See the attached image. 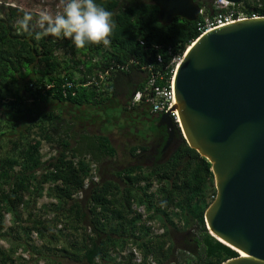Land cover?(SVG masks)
I'll list each match as a JSON object with an SVG mask.
<instances>
[{
    "label": "trees",
    "instance_id": "16d2710c",
    "mask_svg": "<svg viewBox=\"0 0 264 264\" xmlns=\"http://www.w3.org/2000/svg\"><path fill=\"white\" fill-rule=\"evenodd\" d=\"M194 1L209 17L220 12L215 0ZM96 2L113 13L108 47L77 50L65 38L37 40L18 30L19 11L0 16V242L8 243L0 245V264H222L236 258L206 227L216 197L212 166L177 125L167 160L140 165L148 147L138 145L130 149L137 164L118 168L109 136L75 130L62 109L36 114L53 104L103 110L113 101L125 110L144 109V101L132 105L134 95L153 73L164 77L157 85L169 88L174 59L201 35L203 15L164 25L151 0ZM240 5L249 17L264 16V0ZM44 145L52 149L48 159ZM183 254L189 257L181 260Z\"/></svg>",
    "mask_w": 264,
    "mask_h": 264
},
{
    "label": "water",
    "instance_id": "95a60500",
    "mask_svg": "<svg viewBox=\"0 0 264 264\" xmlns=\"http://www.w3.org/2000/svg\"><path fill=\"white\" fill-rule=\"evenodd\" d=\"M151 1L164 25L177 17L190 22L200 17L194 0ZM174 77L173 110L183 137L211 164L214 175L216 197L205 213L207 229L248 255L238 253L222 264H264V16L200 36ZM158 118L168 130L165 149L176 128L170 113Z\"/></svg>",
    "mask_w": 264,
    "mask_h": 264
},
{
    "label": "rangeland",
    "instance_id": "374dc122",
    "mask_svg": "<svg viewBox=\"0 0 264 264\" xmlns=\"http://www.w3.org/2000/svg\"><path fill=\"white\" fill-rule=\"evenodd\" d=\"M215 6L218 7V0H215ZM58 5V0H0V16L6 15L10 10H17L20 12V16L22 17V13L24 11H37L42 8H48L49 10H56ZM236 11L242 13L243 16H247L248 14L244 11V8L240 4H236L234 7ZM203 15L207 16L205 10L203 11ZM59 54H64V51L61 50ZM149 108V106H146ZM144 107V108H146ZM109 108V109H108ZM107 109L99 110V109H90L89 113L86 112L84 108L79 109L72 106H63L59 108L54 105L41 106L36 112L37 115H40L44 110L54 109L59 112L62 109V113L68 121H72L76 124L77 129L75 130H85L95 134H102L109 136L113 145L117 148L118 154L116 157V161L114 164L118 166V168L126 167L130 164H135L136 160L131 157L130 149L134 146L143 145L146 146L147 140H145V134L142 132V127L138 123H130L125 116L120 111V101H113L111 105ZM120 108V109H119ZM141 109V108H140ZM88 110V109H87ZM24 119L20 120V127L17 131H21V127H24ZM126 128H129V131H126ZM20 129V130H19ZM15 131V132H17ZM11 135L14 134L12 131ZM52 149L48 145H44L43 154L45 155V159H48L51 156ZM53 154V153H52ZM142 166H145V161L143 160ZM148 166V165H147ZM47 202L46 199L41 201ZM9 221V217L7 218ZM207 227V225H206ZM153 228L157 231L159 228V224L154 223ZM0 245L4 248H8V243L5 241H1ZM189 256L183 254L180 256L182 258H188ZM137 262H139V257H137Z\"/></svg>",
    "mask_w": 264,
    "mask_h": 264
},
{
    "label": "clouds",
    "instance_id": "9594fccd",
    "mask_svg": "<svg viewBox=\"0 0 264 264\" xmlns=\"http://www.w3.org/2000/svg\"><path fill=\"white\" fill-rule=\"evenodd\" d=\"M16 24L37 40L48 36L68 39L77 50L88 45L108 47L116 26L113 13L96 0H58L56 10L24 11Z\"/></svg>",
    "mask_w": 264,
    "mask_h": 264
},
{
    "label": "built area",
    "instance_id": "2783aa9c",
    "mask_svg": "<svg viewBox=\"0 0 264 264\" xmlns=\"http://www.w3.org/2000/svg\"><path fill=\"white\" fill-rule=\"evenodd\" d=\"M235 6H236L235 4H231L225 0H218V7L220 8V12H218L216 15L212 17L204 16L203 15L204 10H201L200 15H203L204 19L202 22L198 23V28L201 33L200 36H203L210 31L233 24L240 20L260 17L257 16L256 14H253L251 17H249V15L243 16L242 13H239L234 9ZM157 60L159 63L163 62L161 57H158ZM181 60H182L181 57L175 58L173 63H175V65L177 66V63ZM173 78L174 76L169 81L170 83L169 88H165V87H161L160 85H157L158 79L163 80L164 77L161 76L160 74L153 73L151 76H149L148 82L144 90L137 92L134 95L132 100V105L138 106L140 103H143L144 101V103L147 106H149L153 114L164 115L170 113V116L174 124L177 125L182 132L181 121L178 111L173 110L174 106L176 105L175 92L172 86ZM100 79L101 80L104 79L103 75L101 74H100ZM92 84L93 82L89 83L88 85H92ZM95 180H97V178H95Z\"/></svg>",
    "mask_w": 264,
    "mask_h": 264
},
{
    "label": "flooded vegetation",
    "instance_id": "af4514ba",
    "mask_svg": "<svg viewBox=\"0 0 264 264\" xmlns=\"http://www.w3.org/2000/svg\"><path fill=\"white\" fill-rule=\"evenodd\" d=\"M120 108V111L123 113L125 119L128 120L130 125H132V123L140 124L142 127V132L145 134V140H147L148 143L146 145L148 147V151L142 154L138 159L139 164L141 165L144 160L145 164L148 165H145L144 167H153L155 163H161L167 160L171 154L172 144L177 138V130L175 131V136L173 137L172 143L164 149L166 145L165 143L164 147L160 150L161 144L164 143L166 135L168 136V130L164 126H159V114H153L150 108H138L135 111L125 110L124 104H120ZM152 125L157 126L158 130L153 132L151 130L153 127ZM129 130V128H126V131Z\"/></svg>",
    "mask_w": 264,
    "mask_h": 264
},
{
    "label": "bare ground",
    "instance_id": "6f19581e",
    "mask_svg": "<svg viewBox=\"0 0 264 264\" xmlns=\"http://www.w3.org/2000/svg\"><path fill=\"white\" fill-rule=\"evenodd\" d=\"M177 66H180V62L178 63ZM176 69H177V68H176ZM172 86H173V89H174V91H175V77H174V79H173ZM175 104H177V100H176V98H175ZM181 127L183 128L182 125H181ZM183 134L185 135L184 130H183ZM185 136H186V135H185ZM207 227L210 228V227L208 226V224H207ZM210 231H211V230H210ZM219 240H220V239H219ZM220 241L223 242L224 244H226L228 247H230L229 244L225 243V242L222 241V240H220ZM232 248H233V250H236L237 253H239V255H240L241 257H244V258L248 257V255H247L246 253H244V252H242V251H239V250L235 249L234 247H232Z\"/></svg>",
    "mask_w": 264,
    "mask_h": 264
},
{
    "label": "crops",
    "instance_id": "0c3cea01",
    "mask_svg": "<svg viewBox=\"0 0 264 264\" xmlns=\"http://www.w3.org/2000/svg\"><path fill=\"white\" fill-rule=\"evenodd\" d=\"M85 110H86V112H88V113H89V110H90V109H88V110H87V109H85Z\"/></svg>",
    "mask_w": 264,
    "mask_h": 264
}]
</instances>
